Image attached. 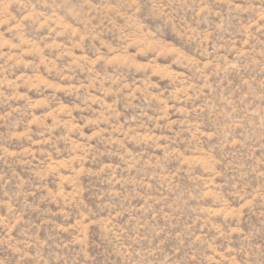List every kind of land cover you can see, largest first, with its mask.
<instances>
[{
    "label": "rangeland",
    "instance_id": "rangeland-1",
    "mask_svg": "<svg viewBox=\"0 0 264 264\" xmlns=\"http://www.w3.org/2000/svg\"><path fill=\"white\" fill-rule=\"evenodd\" d=\"M0 264H264V0H0Z\"/></svg>",
    "mask_w": 264,
    "mask_h": 264
}]
</instances>
